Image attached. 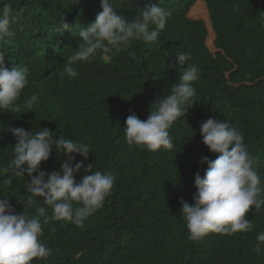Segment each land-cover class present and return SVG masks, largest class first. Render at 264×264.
I'll return each instance as SVG.
<instances>
[{
	"label": "trees",
	"instance_id": "obj_1",
	"mask_svg": "<svg viewBox=\"0 0 264 264\" xmlns=\"http://www.w3.org/2000/svg\"><path fill=\"white\" fill-rule=\"evenodd\" d=\"M96 1L0 0V9L8 3L16 16L13 35L0 41L6 51L5 64L9 69L15 64L28 70L29 84L17 103L36 94L38 102L46 105L38 108L37 102L29 114L30 123L50 130L56 125L67 138L75 134L73 140L88 144L91 153L87 159L74 153V164H93V171L110 170L116 177L112 195L82 228L70 222L43 224L41 239L52 254L33 264H264V256L254 252L256 235L264 232V210L255 215L253 206L247 214L253 220L252 232L212 233L194 242L188 238L179 203L181 197L193 202L195 174L203 176L207 168L201 158L217 156L203 143L199 131L213 117L241 130L264 187V0H205L217 47L225 54L216 57L205 46L203 22L187 18L191 8L193 17L207 18L204 5L194 6L195 0H160L172 16L156 43L134 42L129 51L136 53L135 59L127 52L108 59L98 54L91 62L92 90H75L82 88L76 83L60 88L50 65L55 44L52 31L64 13L73 23L78 17L95 19ZM120 3L131 20L159 0ZM209 31L207 43L211 44ZM157 50L160 55L153 58ZM179 52L191 53L189 63L198 66L200 78L194 84L196 103L169 130L173 148L153 152L129 145L124 135L126 118L134 113L146 120L152 105L166 90L170 93L183 67L176 57ZM135 67L149 71L137 78ZM120 96L124 98L118 107ZM75 123L78 127L69 131L67 127ZM14 145L0 141V199L7 196L17 212L31 216L35 208L26 205L28 176L12 174ZM56 156L53 150L50 160L42 162V170H59L63 160ZM83 175L81 170L76 179ZM8 178L13 180L11 185L3 183ZM40 206H45L42 200ZM47 211L51 215V209Z\"/></svg>",
	"mask_w": 264,
	"mask_h": 264
},
{
	"label": "clouds",
	"instance_id": "obj_2",
	"mask_svg": "<svg viewBox=\"0 0 264 264\" xmlns=\"http://www.w3.org/2000/svg\"><path fill=\"white\" fill-rule=\"evenodd\" d=\"M196 1L199 3L201 0H195L194 6ZM96 7V17L89 21L78 17L73 23L64 13L57 26H60L64 39L60 38L57 27L52 31L58 46L56 43L53 45L50 65L60 88L76 83L82 88L74 87L75 90H92L90 74L94 64L91 62L99 57L98 54L108 59L127 52L135 59L136 53L129 51L132 44L137 41L149 46L156 43L172 16L171 11L161 6L160 0L145 6L131 20L124 15L120 0H97ZM190 12L187 13L188 19L204 24L205 46L210 55L224 54L218 47L220 51L217 52L214 45L216 53L211 52L207 43L210 31L206 27V18L194 20L189 16ZM15 21L13 8L5 4L0 9V41L13 35L11 25ZM57 48L61 50L59 53ZM5 54L6 51L0 48V141L15 144L12 146V174L16 177L27 174L26 205L34 207L35 213L31 216L19 213L7 196L0 199V264H33L34 261L47 260L52 254L41 239L43 224L49 221L70 222L82 228L84 222L97 213L112 195L116 177L110 170L93 171V164H74V153L85 159L91 153L88 144L73 140L75 134L70 133V138H67L56 125L50 130L30 123L29 114L34 112L39 97L32 94L25 103H17L29 84L28 70L15 64L9 69L5 64ZM159 55L157 50L153 58ZM176 57L183 67L177 80H173L170 93L169 89L166 90L167 94L152 105L146 120H141L134 113L126 118L124 135L129 145L153 152L173 148L169 130L196 103L194 84L200 78L198 66L189 63L191 53L179 52ZM54 60L58 62L53 64ZM148 71L144 67H135L137 78ZM158 83L162 85L163 82ZM123 98L118 97V107ZM38 108H46V105L38 102ZM76 127L78 123L69 125L67 129L73 131ZM199 131L203 143L217 156L215 159L201 158L200 163L206 164L207 168L203 176L199 172L195 174L197 191L193 202L189 203L182 197L179 200L188 238L199 242L212 233L231 236L252 232L253 220L248 219L247 214L253 206L255 215L264 210V187L255 167L256 158L249 153L243 133L214 117L203 122ZM53 150L56 157L63 160L62 166L59 170L45 172L42 162L50 160ZM81 170L84 175L78 181L76 176ZM3 183L11 185L13 180L8 178ZM41 200L45 206H40ZM19 202L24 206V201ZM49 208L51 215L47 211ZM254 252L264 256V232L256 235Z\"/></svg>",
	"mask_w": 264,
	"mask_h": 264
},
{
	"label": "water",
	"instance_id": "obj_3",
	"mask_svg": "<svg viewBox=\"0 0 264 264\" xmlns=\"http://www.w3.org/2000/svg\"><path fill=\"white\" fill-rule=\"evenodd\" d=\"M201 2L203 5H204V8L206 9L207 13H208V17L206 18L207 20V23H206V27L209 29L211 28V32L213 33V36H212V43L210 44L211 46H213L217 52H219L220 50L217 48V43H216V40H217V32L216 30L214 29L213 27V22H212V19H211V14H210V11H209V6H208V3L207 1L205 0H201L199 1ZM196 3L198 4V2L196 1ZM197 20H200V17H197ZM209 37V36H208ZM208 39V38H207ZM223 52V51H222Z\"/></svg>",
	"mask_w": 264,
	"mask_h": 264
},
{
	"label": "bare ground",
	"instance_id": "obj_4",
	"mask_svg": "<svg viewBox=\"0 0 264 264\" xmlns=\"http://www.w3.org/2000/svg\"><path fill=\"white\" fill-rule=\"evenodd\" d=\"M53 25L56 26V22L55 21L53 22ZM57 29H58V34H59L60 38L64 39L63 35L60 33V26L57 27ZM53 42L56 43V45L58 46V43L56 42V40H54ZM68 49H69V46H68ZM57 62H58V60H54L53 64H56Z\"/></svg>",
	"mask_w": 264,
	"mask_h": 264
},
{
	"label": "rangeland",
	"instance_id": "obj_5",
	"mask_svg": "<svg viewBox=\"0 0 264 264\" xmlns=\"http://www.w3.org/2000/svg\"><path fill=\"white\" fill-rule=\"evenodd\" d=\"M196 5H197V3H196ZM190 11H191V12H190V15H189V16H190L192 19L197 20V18H196V17H193L192 14H191V13H192V9H191ZM205 18H206V17H205ZM209 47H210V50H211L212 53H216V50L213 49V47H212L211 45H209Z\"/></svg>",
	"mask_w": 264,
	"mask_h": 264
}]
</instances>
